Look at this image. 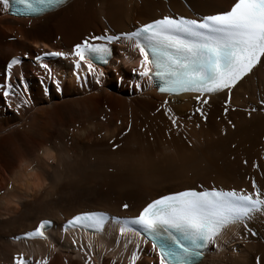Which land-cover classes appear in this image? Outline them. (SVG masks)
I'll use <instances>...</instances> for the list:
<instances>
[{
    "label": "bare ground",
    "instance_id": "obj_1",
    "mask_svg": "<svg viewBox=\"0 0 264 264\" xmlns=\"http://www.w3.org/2000/svg\"><path fill=\"white\" fill-rule=\"evenodd\" d=\"M232 3L70 0L30 19L8 16L0 6V264H14L20 255L28 264H86L89 256L90 264H160L150 244L121 231L122 219L149 201L189 189L251 195L253 181L264 199V58L232 90L227 114L226 93L209 105H198L192 94H156L151 81L133 71L139 56L124 38L110 44L105 67L94 66L90 75L81 70L80 79L74 57L43 60L47 68L34 61L37 54L70 53L86 38L126 36L165 16L200 19ZM13 57L21 63L8 69ZM165 107L183 125L179 131L169 132ZM252 107L258 110L249 115ZM129 122L132 130L121 138ZM109 140L121 147L112 151ZM49 153L54 162L45 158ZM36 179L44 185L39 190L32 187ZM90 211L110 216L100 233L62 232V222ZM41 219L53 221L46 240L14 241ZM198 264H264V206L223 229Z\"/></svg>",
    "mask_w": 264,
    "mask_h": 264
},
{
    "label": "snow or ice",
    "instance_id": "obj_2",
    "mask_svg": "<svg viewBox=\"0 0 264 264\" xmlns=\"http://www.w3.org/2000/svg\"><path fill=\"white\" fill-rule=\"evenodd\" d=\"M64 3L66 0H0L5 12L11 9L14 15L20 17L39 16ZM114 39L110 36L86 38L75 44L70 53L37 54L35 61L41 68H47V64L42 62L44 56L74 57L73 67L77 79H80L81 70L86 69L90 75L97 62H108L111 55L109 45ZM124 39L139 56L138 68L133 71L142 79L158 82L157 88L161 94L170 97L192 94L198 105H209L213 96L226 93L228 98L224 102V113L227 114L232 90L264 58V0H233L228 10L200 19L165 16L144 24ZM20 63L19 57H13L7 67L11 69ZM9 88L11 85L6 80L3 85L5 97L10 94ZM259 104L260 109L264 110V99ZM257 110L252 107L249 115ZM170 111L164 108V115L171 122L169 132L173 129L179 131L183 125ZM195 112L206 119L207 113L202 107H196ZM131 130L129 122L127 130L121 132V138ZM109 143L112 144V151L121 147L112 140ZM45 158L54 162L55 153H49ZM33 167L29 165L28 172L35 175ZM253 168L258 169L255 162ZM7 187L11 190L13 185L9 183ZM32 187L39 190L44 185L36 179ZM252 189L251 195L244 190L238 192L215 188L162 195L148 203L137 217L126 221L121 231H133L130 225H134L151 237L160 264H197L204 250L216 242L223 229L264 206V199L259 198L254 181ZM123 207L127 209L128 205ZM105 219L103 214L83 213L74 216L65 227H84L95 231L104 225ZM49 225L50 221H41L33 231L25 234L24 239L46 240ZM137 234L141 233L138 231ZM132 259L134 261L135 256ZM90 261L89 256L86 264H90ZM14 264H28V261L20 255L14 259ZM44 264H47V260Z\"/></svg>",
    "mask_w": 264,
    "mask_h": 264
},
{
    "label": "rangeland",
    "instance_id": "obj_3",
    "mask_svg": "<svg viewBox=\"0 0 264 264\" xmlns=\"http://www.w3.org/2000/svg\"><path fill=\"white\" fill-rule=\"evenodd\" d=\"M118 86L120 85V83L117 84ZM3 111H5V107L3 108Z\"/></svg>",
    "mask_w": 264,
    "mask_h": 264
}]
</instances>
